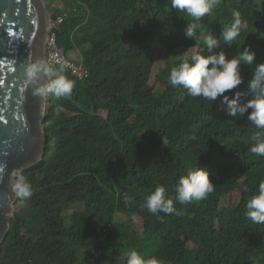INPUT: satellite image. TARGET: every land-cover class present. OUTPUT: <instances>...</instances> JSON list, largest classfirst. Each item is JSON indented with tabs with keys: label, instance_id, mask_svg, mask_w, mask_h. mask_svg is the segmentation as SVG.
Returning <instances> with one entry per match:
<instances>
[{
	"label": "trees",
	"instance_id": "1",
	"mask_svg": "<svg viewBox=\"0 0 264 264\" xmlns=\"http://www.w3.org/2000/svg\"><path fill=\"white\" fill-rule=\"evenodd\" d=\"M48 2L54 22L67 20L59 44L70 56L79 49L92 77L81 82L66 69L75 87L70 97H56L60 105L54 102L46 118L44 158L24 174L33 194L18 197L0 264H93V257L126 264L132 250L163 264H264V224L244 215L264 181V158L249 151L259 129L168 83L182 56L208 54V33L229 58L250 46L256 63H264V0H221L195 22L196 42L185 38L189 18L170 0H71L78 6L69 18L57 0ZM233 11L248 28L229 47L220 33ZM253 70L242 66L238 90L247 92ZM197 167L210 170L214 191L188 205L175 202L177 180ZM157 185L181 215L160 219L141 207ZM121 212L128 231L138 216L143 239L116 231ZM151 234L160 248L144 247Z\"/></svg>",
	"mask_w": 264,
	"mask_h": 264
},
{
	"label": "clouds",
	"instance_id": "2",
	"mask_svg": "<svg viewBox=\"0 0 264 264\" xmlns=\"http://www.w3.org/2000/svg\"><path fill=\"white\" fill-rule=\"evenodd\" d=\"M170 3L171 8L177 13H184L185 17L189 18L184 35L186 39L196 42L200 37L197 32L199 25L195 22L202 20L205 16H210L213 9L221 3V0H170ZM76 12L77 8L70 14L63 15L69 18L72 13ZM89 14L88 11L87 17ZM61 18L64 20L63 22L59 21ZM66 21L60 15L55 22L52 20V26L62 34V26L65 25ZM247 28L248 23L241 18V13L233 11L232 23L224 25L220 33L223 44L231 47L241 32ZM52 36H55L58 41V35L52 34ZM203 44L208 54L202 55L199 52H192L190 55L182 56L179 62L170 69L168 83L174 88L183 87L191 97H201L204 98L205 102L210 101L212 104L218 102L221 106H226V114L229 117L237 119L246 117L255 128L259 129L252 137L254 143L249 151L264 158V63H256V52L250 46L245 47L243 51H237L235 56L229 58L227 52L221 47V40L213 33L203 36ZM61 46L65 48V46ZM216 49L220 50L216 51ZM66 53L74 62L82 63L83 67L88 70L89 76L80 79L71 70L67 72L81 82L91 79V69L85 64L80 50L69 51L70 54L72 53L71 56L67 50ZM46 58L48 60L47 55ZM245 65L254 66L252 78L247 84V92L238 90L239 86L244 83L242 66ZM66 69L67 65L64 63L54 67L49 61L46 63L43 60L30 63L25 68L27 78L35 85V94L46 96V118L54 102L60 105L57 98L70 97L73 92L75 82L67 78ZM249 94L252 98L244 101V97ZM2 171L3 169L0 168V172ZM26 172L21 174L14 171L12 173L14 180L11 187L16 195L14 210L18 197L26 201L33 194L32 184L24 175ZM213 191L214 182L210 178V170L206 167H197L194 170H189L187 175L179 177L175 184L176 195L174 199L181 205H188L193 201L206 199ZM131 200V197H124L126 205H129ZM141 207L160 219H163L159 216L160 213L177 216L182 214L175 207L174 200L166 197V188L162 185L155 187ZM244 215L253 224H264V181L259 184L258 194L247 201ZM104 236L105 239H108L109 231L104 232ZM125 256L126 264H163V261L157 257L153 256L146 259L135 250L125 253ZM93 264H97L95 257H93Z\"/></svg>",
	"mask_w": 264,
	"mask_h": 264
},
{
	"label": "water",
	"instance_id": "3",
	"mask_svg": "<svg viewBox=\"0 0 264 264\" xmlns=\"http://www.w3.org/2000/svg\"><path fill=\"white\" fill-rule=\"evenodd\" d=\"M44 0H0V251L16 202L12 173L42 163L46 152V96L35 94L28 64L48 63L46 42L60 31L47 21Z\"/></svg>",
	"mask_w": 264,
	"mask_h": 264
},
{
	"label": "rangeland",
	"instance_id": "4",
	"mask_svg": "<svg viewBox=\"0 0 264 264\" xmlns=\"http://www.w3.org/2000/svg\"><path fill=\"white\" fill-rule=\"evenodd\" d=\"M45 1V10H46V17H48L50 19V22L49 24L52 25L53 22H52V15L53 13L49 10L48 6H49V2L48 0H44ZM57 2H59L61 5H63L64 7V10H63V14L64 15H67V14H70L71 11H73L74 9H76V7L78 6V2L75 3H71V0H57ZM62 24V23H61ZM47 52V50H46ZM71 52V50H70ZM72 54V53H71ZM47 55V53H46ZM162 57H155V60H157L159 63H160V59ZM65 62L68 63V57H63V59ZM46 115H47V112H46ZM125 219H128V217L126 215H124L122 212L119 214V225H118V232H120L122 235L124 234H128L129 235V239H136V238H139V239H143L145 237V234L142 233L140 230H139V227H138V216H134L133 217V220L131 219V222L133 224V228H131L130 231H128L123 225H122V221H124ZM139 232L140 235L142 237H138L136 233L134 232ZM148 238V242L145 243L144 247H148V246H154L156 247V249L160 248L162 246V243H161V240L155 235V234H151V236L147 237Z\"/></svg>",
	"mask_w": 264,
	"mask_h": 264
},
{
	"label": "built area",
	"instance_id": "5",
	"mask_svg": "<svg viewBox=\"0 0 264 264\" xmlns=\"http://www.w3.org/2000/svg\"><path fill=\"white\" fill-rule=\"evenodd\" d=\"M59 21L63 22L64 20L61 18ZM52 48L55 49L53 52L50 50ZM46 50L48 61L51 65L57 66L61 63H64L67 65V70H71L72 73L78 76L80 79H85L89 76L88 70L83 67L82 63H76L68 57L66 49L58 43L55 36H52L48 39ZM66 56L68 57V63L62 60L63 57Z\"/></svg>",
	"mask_w": 264,
	"mask_h": 264
},
{
	"label": "bare ground",
	"instance_id": "6",
	"mask_svg": "<svg viewBox=\"0 0 264 264\" xmlns=\"http://www.w3.org/2000/svg\"><path fill=\"white\" fill-rule=\"evenodd\" d=\"M47 21H48V23L50 22V19L47 17Z\"/></svg>",
	"mask_w": 264,
	"mask_h": 264
}]
</instances>
